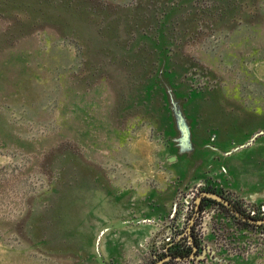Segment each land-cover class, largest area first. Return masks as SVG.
<instances>
[{
    "label": "rangeland",
    "instance_id": "obj_1",
    "mask_svg": "<svg viewBox=\"0 0 264 264\" xmlns=\"http://www.w3.org/2000/svg\"><path fill=\"white\" fill-rule=\"evenodd\" d=\"M181 1L0 0V264H152L167 224L130 228L213 172L166 159L160 60L212 151L264 130V0H190L160 37ZM220 208L199 224L203 257L175 264H264V223Z\"/></svg>",
    "mask_w": 264,
    "mask_h": 264
},
{
    "label": "crops",
    "instance_id": "obj_2",
    "mask_svg": "<svg viewBox=\"0 0 264 264\" xmlns=\"http://www.w3.org/2000/svg\"><path fill=\"white\" fill-rule=\"evenodd\" d=\"M175 93H177V91H175ZM185 105L182 103L187 116V104ZM194 120H196L195 117ZM194 124L195 121L193 122V126L190 127L192 131V139L195 142L196 147L194 153L196 155L202 154L204 157L202 156L201 161L196 165L193 163V159L191 161L186 159V161L184 160L183 162L182 160L184 158L181 160L182 157L170 161L169 158L174 155L170 154L166 157V159L170 161L169 164L173 165L172 167L177 168V163L181 160V163L185 165L184 169L189 168L187 167L188 165L191 169H211L213 171L212 173L208 171L201 172L200 176L191 180L189 184H193L200 180H207V183L217 190L227 188L237 192L240 196L250 195L255 200V204H261L264 197V138L262 141L258 138L250 143V135L248 136V140H245L246 142L235 144L234 141H232L228 145L224 144L219 151H212L208 144L206 145L203 143L204 140L201 139L202 135L198 137L200 132L194 128ZM229 134L231 133L229 132ZM228 139L229 138L226 140L220 139L218 142L226 143L229 141ZM231 140L234 139L231 138ZM256 158L263 161L259 164V162L253 161ZM180 169L182 168L180 167ZM215 169L217 171H215ZM167 201L168 200L161 201L153 205V211L150 212L152 214H143V217L136 220V223H138L139 226L135 228L132 227L130 230L144 234L147 230L145 226H151V221L154 220L155 217L159 219L169 213L168 209L170 203Z\"/></svg>",
    "mask_w": 264,
    "mask_h": 264
},
{
    "label": "flooded vegetation",
    "instance_id": "obj_3",
    "mask_svg": "<svg viewBox=\"0 0 264 264\" xmlns=\"http://www.w3.org/2000/svg\"><path fill=\"white\" fill-rule=\"evenodd\" d=\"M204 181H205V185L196 195V198L192 203L193 209L191 210L188 220L184 225H181L178 222L182 209L183 195L176 197L175 199L176 204L174 211L172 205L169 213L166 216L159 218L160 221L163 220L164 223L167 224L168 231L165 233L161 243L159 244L150 243L149 250L154 259L152 264H175V263H183V262L188 263L190 262V260H192V258L199 259L203 257L202 247L204 246V242L206 241V235H208L209 233L207 234L204 233L203 231L202 232L199 231V229L203 230L202 228H199V224L204 219L203 215H201V212L203 210H211L214 206L222 207L220 205L222 204L221 202L209 197H202V199L200 200L197 206L196 199L198 198L199 195L203 194L204 192H215L223 196L224 199L228 200L231 203L232 209L238 210L242 216L247 217L246 220L237 217L231 211L230 208L224 205L227 208V210L233 213V215H235V217L238 218L239 220L247 221V222L251 221L252 223H257V224L264 223V217L258 219L255 217L257 213L264 215V202H262L259 205L255 204V200L252 201L249 199L250 195L240 196V194H238L237 192L227 188L217 190L216 188L209 185L207 183V180ZM205 198L215 200V202H208L207 200H204ZM245 204L250 205L251 208L249 211L246 210L244 206ZM172 211L174 215L171 217ZM166 218L168 219L167 222L165 221ZM176 247H179L181 253L188 251L187 255L173 256L171 254V250H173Z\"/></svg>",
    "mask_w": 264,
    "mask_h": 264
},
{
    "label": "water",
    "instance_id": "obj_4",
    "mask_svg": "<svg viewBox=\"0 0 264 264\" xmlns=\"http://www.w3.org/2000/svg\"><path fill=\"white\" fill-rule=\"evenodd\" d=\"M158 72H159V77H158V73H157L158 84L161 85L162 89H164L166 91L165 94L168 98L167 99L168 100L167 105H168V109H169L170 115H171V120L173 123L172 126L175 129V132L178 133V135L173 138V143H174L173 147L175 149L177 148V151H176L177 154L174 153V155L171 156L170 161H173L176 158H181V157H182L181 159H183V158H185L184 155L187 156L185 159L191 161L190 156L195 154L194 152H195L196 147H195V142L192 139V131L190 128L191 127L190 121L187 118L185 111L183 109V106H182L183 100L181 101L182 98L178 97L175 94V91L173 90L171 85L166 86L164 84L163 75H162V73L164 71H163V65L161 63V60L158 62ZM260 134H264V130H260V131L255 132L254 134H252L250 136L249 142L251 143ZM196 156H199L201 158L200 155H196ZM202 197H209V198L215 199V200L221 202L226 207L230 208L231 211L237 217H240L243 220L247 219V217L242 216L238 210L232 209L231 203L228 200L224 199V197L221 196L220 194H217L215 192H204L203 194L199 195L198 198L196 199V205L197 206H198L200 200L202 199ZM175 204H176V202L174 200L173 211L175 209ZM173 211L171 213V217L174 215ZM165 221L167 222L168 219L166 218ZM252 221H254V220H252Z\"/></svg>",
    "mask_w": 264,
    "mask_h": 264
},
{
    "label": "trees",
    "instance_id": "obj_5",
    "mask_svg": "<svg viewBox=\"0 0 264 264\" xmlns=\"http://www.w3.org/2000/svg\"><path fill=\"white\" fill-rule=\"evenodd\" d=\"M212 1L214 2V1H218V0H212ZM225 1L227 3H223V5L220 8H222V9L223 8H227V10L228 9H233V8H235V6H232V5L235 4V3H237V2H239V5L238 6L236 5L237 6L236 7L237 8V11H239V9L241 8L239 6H242V3L248 5V1L247 0H225ZM190 2H191L190 0H182L181 3L178 2L175 5H171V6H168V7H163L162 13L160 14V16L162 15L161 16L162 19L161 20L159 19L157 21V26L158 27H161L160 29H162V30L164 29V34L163 35H159L160 37H165V36H167V34H169L170 31L165 32V30H166V27H167V29H169V25H170V22H171V18L176 13H178L179 10L181 11L183 9V5L184 4H191ZM229 2H230V4H229ZM224 12H226V11H224ZM248 17H249V15H248ZM174 38H177V37H174ZM172 44H173V39H172ZM154 48H155V46H154ZM169 48H170V46H169ZM154 50H155V54H156L157 53V49H154ZM162 50H164L163 47H162ZM204 200H207L208 202H215V200H212V199H209V198H205ZM220 205L223 207L224 210L227 211V208L224 205H222V204H220ZM187 253H188V251H185V252H182L181 253V251L179 250V247H176L173 250H171V254L173 256H176V255L177 256H184V255H187Z\"/></svg>",
    "mask_w": 264,
    "mask_h": 264
},
{
    "label": "built area",
    "instance_id": "obj_6",
    "mask_svg": "<svg viewBox=\"0 0 264 264\" xmlns=\"http://www.w3.org/2000/svg\"><path fill=\"white\" fill-rule=\"evenodd\" d=\"M204 185H205V181L198 182L194 187L189 189L190 191L185 196H183L182 209H181V214H180L179 221H178L181 225H184L187 222L189 214L191 210L193 209L192 203L195 200L196 195L200 192V190L204 187ZM249 199L254 201L252 197H249ZM244 206L247 211H249L251 208L250 205H247V204H245ZM220 210H221L220 207L214 206L210 210V213L214 214L215 211L219 212ZM206 211L208 212L209 210H203L201 212V215H203Z\"/></svg>",
    "mask_w": 264,
    "mask_h": 264
}]
</instances>
